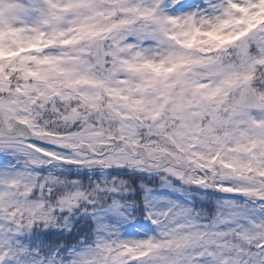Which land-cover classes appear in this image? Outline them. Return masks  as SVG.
<instances>
[{"label":"snow or ice","instance_id":"1","mask_svg":"<svg viewBox=\"0 0 264 264\" xmlns=\"http://www.w3.org/2000/svg\"><path fill=\"white\" fill-rule=\"evenodd\" d=\"M0 264H264V0H0Z\"/></svg>","mask_w":264,"mask_h":264}]
</instances>
